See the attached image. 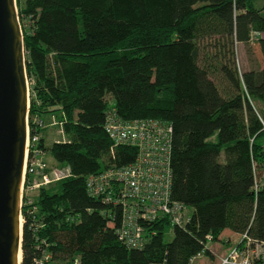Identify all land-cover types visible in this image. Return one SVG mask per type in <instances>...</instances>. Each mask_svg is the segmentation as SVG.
<instances>
[{"label":"trees","instance_id":"16d2710c","mask_svg":"<svg viewBox=\"0 0 264 264\" xmlns=\"http://www.w3.org/2000/svg\"><path fill=\"white\" fill-rule=\"evenodd\" d=\"M18 20L30 134L52 160L46 169L70 172L22 196L20 264L43 249L45 264H189L225 230L264 241V0H26ZM112 105L123 120L171 125L170 198L192 209L183 228L146 225L141 249L121 245L109 207L85 193L87 176L136 156L127 146L111 153ZM50 113L65 141L45 148Z\"/></svg>","mask_w":264,"mask_h":264},{"label":"built area","instance_id":"2783aa9c","mask_svg":"<svg viewBox=\"0 0 264 264\" xmlns=\"http://www.w3.org/2000/svg\"><path fill=\"white\" fill-rule=\"evenodd\" d=\"M34 123L44 127L38 120ZM103 130L111 142V153L118 146L136 151L132 163L89 175L84 182L87 197L109 207L105 215L117 241L127 249H141L147 242L146 225L165 220L169 228H183L190 218L189 208L170 198L171 125L151 118L123 120L112 105L105 112ZM38 141V135L30 134L27 120L20 196L70 176L67 168L46 169ZM206 241L211 242V237L207 236ZM223 244L229 250L218 257V264H264V241L242 234L233 243L225 239ZM206 245L189 259V264L203 257L205 251L215 255ZM47 260L48 254L43 249L35 264H45Z\"/></svg>","mask_w":264,"mask_h":264},{"label":"water","instance_id":"95a60500","mask_svg":"<svg viewBox=\"0 0 264 264\" xmlns=\"http://www.w3.org/2000/svg\"><path fill=\"white\" fill-rule=\"evenodd\" d=\"M28 86L15 0H0V264H20Z\"/></svg>","mask_w":264,"mask_h":264},{"label":"rangeland","instance_id":"374dc122","mask_svg":"<svg viewBox=\"0 0 264 264\" xmlns=\"http://www.w3.org/2000/svg\"><path fill=\"white\" fill-rule=\"evenodd\" d=\"M25 1L26 0H15L17 15H18L19 8L24 5ZM243 55H244L243 49L240 45H238L235 48V58H236L237 65L242 69L245 66V60H244ZM24 61H25V57H24ZM26 81H27V86H28V105H29V86L33 83V81L28 80L27 77H26ZM28 110H29V107H28ZM42 119H43V122L45 123V125L47 126L46 130H44V133H43L45 148H50L52 143H55V142H64L65 137H64V132H63V128H62L63 123L60 121V114L59 113H50V114H47L46 116H43ZM27 120H28V114H27ZM43 159H45L49 162L52 161L48 153H46L44 155ZM36 192H37V190L33 191L32 193H28L27 196L30 198L32 195L33 196L36 195ZM21 197H22V193L20 196V204H21ZM188 212L191 214L192 209L189 208ZM20 219H21V223H22V218L20 217ZM171 230L172 229L167 231L165 234V241L166 242H168L172 239V231ZM225 237H226V234H221L220 241L208 242L206 247L211 252H213L215 255L212 258L208 255H204L203 257H201L200 259L195 261L194 264H218V262H219L218 257L224 256L229 250V246L223 244ZM230 238H231L232 243H233V241L236 240V236H231ZM20 259H21V256H20Z\"/></svg>","mask_w":264,"mask_h":264},{"label":"crops","instance_id":"0c3cea01","mask_svg":"<svg viewBox=\"0 0 264 264\" xmlns=\"http://www.w3.org/2000/svg\"><path fill=\"white\" fill-rule=\"evenodd\" d=\"M254 37H256V36H254ZM260 37H264V35H260ZM256 63H257V65H258V67H260V68H264V57H258L257 59H256ZM262 144H263V146H264V137L262 138ZM222 234H226V237H225V239H230L231 240V236H236L235 234H233V233H231L230 231H228V230H225ZM237 237L238 236H236V239H237ZM224 239V240H225Z\"/></svg>","mask_w":264,"mask_h":264},{"label":"bare ground","instance_id":"6f19581e","mask_svg":"<svg viewBox=\"0 0 264 264\" xmlns=\"http://www.w3.org/2000/svg\"><path fill=\"white\" fill-rule=\"evenodd\" d=\"M20 224H21V220H20ZM20 256H21V255L19 254V256H18V261H19V262H20Z\"/></svg>","mask_w":264,"mask_h":264}]
</instances>
